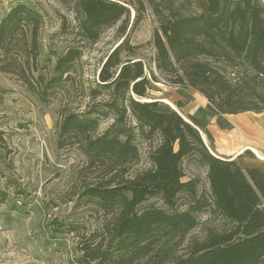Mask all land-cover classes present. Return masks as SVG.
I'll use <instances>...</instances> for the list:
<instances>
[{
	"label": "trees",
	"instance_id": "obj_1",
	"mask_svg": "<svg viewBox=\"0 0 264 264\" xmlns=\"http://www.w3.org/2000/svg\"><path fill=\"white\" fill-rule=\"evenodd\" d=\"M185 3L182 9L194 10L186 16L176 8L163 10L150 3L159 22L151 42L154 69L167 78L168 86L190 88L205 97L217 127L230 131L233 126L226 115L264 111V3ZM136 5L132 26L142 20L144 11L139 0ZM128 18L129 9L116 1L77 0L72 42L56 55L45 85L48 90L49 85L71 79L81 48L95 45L105 30L121 22L116 32L122 42L106 56L97 81L88 88L87 110L68 112L58 122V147L77 146L90 165L117 171L77 194L80 206L108 216L104 231L109 236L106 248L86 249L78 264H264V171L242 168L216 155L207 124L196 117L184 119L173 110L159 111L157 102L145 101L158 80L125 35ZM41 19L22 3L0 17L1 72L11 71L6 68L11 65V47L25 28L31 33L30 49H35ZM62 31H67L65 24ZM106 120L110 125L96 134ZM139 142L146 145L150 167L124 178L128 166L140 159ZM191 164L204 171L207 194L198 189L200 179L181 180ZM150 197L158 198L165 208L144 206ZM6 199L1 190L0 204ZM202 214L219 220L221 229L208 230L204 240L191 244L188 255L165 263L160 257L164 245L184 240ZM66 225L65 232L75 231L74 224Z\"/></svg>",
	"mask_w": 264,
	"mask_h": 264
},
{
	"label": "rangeland",
	"instance_id": "obj_2",
	"mask_svg": "<svg viewBox=\"0 0 264 264\" xmlns=\"http://www.w3.org/2000/svg\"><path fill=\"white\" fill-rule=\"evenodd\" d=\"M109 1H116L129 9L125 35L132 46L138 47L143 63L158 80L145 100L157 101L159 111L173 110L186 119L185 107L192 102L184 99L174 101L170 91L175 86H168L167 78L156 73L152 63L155 49L151 42L159 22L150 3L158 4L163 10L176 8L185 16L194 10L192 7L182 9L186 0H139L144 5L142 20L132 26L137 0ZM260 1L264 3V0ZM19 3L36 10L41 15L42 24L35 49H30L31 33L29 28H25L11 47V65L6 67L11 71H0V191L7 194L6 201L0 204V264H78L88 249L106 248L109 236L104 231L108 216L92 207L80 206L77 194L85 186L117 175V171L109 172L108 167L90 165L77 146L58 147V122L68 112L82 113L87 110L91 102L88 88L97 81L106 56L122 42L116 32L121 22L105 30L95 45L81 48L82 57L74 64L71 79L57 86L49 85L45 90L56 55L72 42L70 31L75 25L73 18L77 0H0V17ZM63 24L66 32L62 31ZM201 96L196 93V97ZM237 117L252 123L256 132L262 133L260 136L253 131L256 143L252 147L264 156V111L261 114H236L229 119L238 122ZM110 122L102 121L96 134H102ZM232 130V133L216 135L219 146L226 152L230 151L227 148L229 144H235L237 139L243 140L249 135L244 128L240 130L233 126ZM138 150L140 159L128 166L124 178H133L150 167L146 145L139 142ZM245 151L249 150H244L241 157L232 155L227 158L236 161L242 168L249 166L252 160L264 167V162H260L252 150L249 151L251 155L245 154ZM213 152L217 155L214 149ZM184 173L181 180L200 179L198 189L207 194L208 182L202 169L191 164L185 167ZM182 202L179 200L178 203ZM150 203L165 208L154 197L143 205ZM261 206L264 207V201ZM69 223L74 224L76 229L67 233L65 227ZM198 223L184 240L164 245L160 257L166 259L165 263L188 255L194 241L204 240L208 230H220L222 226L219 220L209 218L207 214L200 215Z\"/></svg>",
	"mask_w": 264,
	"mask_h": 264
},
{
	"label": "crops",
	"instance_id": "obj_3",
	"mask_svg": "<svg viewBox=\"0 0 264 264\" xmlns=\"http://www.w3.org/2000/svg\"><path fill=\"white\" fill-rule=\"evenodd\" d=\"M171 95L174 99V101H178L179 99H184L186 101L192 102L191 104L189 103L187 105V107H185V113L186 116H193L196 117L197 119L201 120L204 124H207V130L210 133V135H212V137L215 138V141L213 142V149L215 150V152L217 153L218 156H224V157H230L232 155H240L239 152L240 151H244V150H252V146L255 145V134L253 133L254 131V126L251 123H247V121L245 119L240 120L239 117H237L238 122L235 121H231V118L233 115H226L225 118L226 120H228L232 126H235L238 129H242L244 128V130L249 133V135L247 136L248 138H244L243 140H241L242 138L237 139V141H234L235 144H229L227 146V148L230 150L229 152H226L223 150V147H221V145L219 146V140L217 139L216 135L218 134H222V133H232L234 130H221L218 129L217 125H216V120L215 117L210 113V111L207 108V101L205 99V97L201 96V97H196V93L199 94L196 91H193L192 89H183V88H179V87H175L173 90L170 91ZM199 96V95H197ZM198 98V99H196ZM193 99H195L193 101ZM171 105V104H170ZM200 106L199 108H197L198 106ZM182 116V115H181ZM241 121V122H239ZM243 124H246V127H243ZM256 132V131H254ZM261 136V132H256ZM202 135L203 141L204 143H206L207 145V137L206 135ZM237 135V134H235ZM250 137V138H249ZM213 138V139H214ZM208 146V145H207ZM231 150L233 152H231ZM257 157V156H256ZM259 160V159H258ZM260 161V160H259ZM257 161L252 160L250 161L249 166H245L246 168H256L259 169L261 171H264V167L261 164L255 163ZM263 162V161H260Z\"/></svg>",
	"mask_w": 264,
	"mask_h": 264
},
{
	"label": "bare ground",
	"instance_id": "obj_4",
	"mask_svg": "<svg viewBox=\"0 0 264 264\" xmlns=\"http://www.w3.org/2000/svg\"><path fill=\"white\" fill-rule=\"evenodd\" d=\"M172 107V106H171ZM173 108V107H172ZM240 120H243L242 117H239ZM243 127H246V124H243ZM254 131H257V129ZM253 152L256 154L257 158L260 160V161H263L264 162V156H262V154H260V152L257 151V149L253 148ZM243 151H240L239 154H241Z\"/></svg>",
	"mask_w": 264,
	"mask_h": 264
},
{
	"label": "water",
	"instance_id": "obj_5",
	"mask_svg": "<svg viewBox=\"0 0 264 264\" xmlns=\"http://www.w3.org/2000/svg\"><path fill=\"white\" fill-rule=\"evenodd\" d=\"M146 102H157V101H151V100H145ZM145 101H143V102H145Z\"/></svg>",
	"mask_w": 264,
	"mask_h": 264
}]
</instances>
